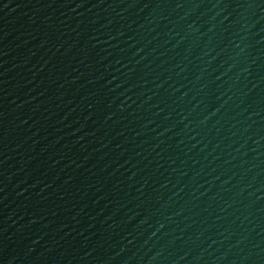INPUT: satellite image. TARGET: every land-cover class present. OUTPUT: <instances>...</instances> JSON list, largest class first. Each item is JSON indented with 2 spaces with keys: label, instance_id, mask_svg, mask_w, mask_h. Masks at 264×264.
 I'll list each match as a JSON object with an SVG mask.
<instances>
[{
  "label": "water",
  "instance_id": "water-1",
  "mask_svg": "<svg viewBox=\"0 0 264 264\" xmlns=\"http://www.w3.org/2000/svg\"><path fill=\"white\" fill-rule=\"evenodd\" d=\"M0 264H264V0H0Z\"/></svg>",
  "mask_w": 264,
  "mask_h": 264
}]
</instances>
